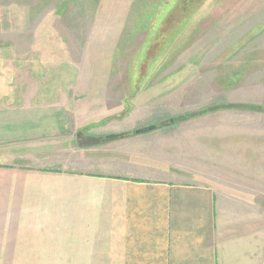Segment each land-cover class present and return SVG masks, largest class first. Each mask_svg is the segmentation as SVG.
Returning <instances> with one entry per match:
<instances>
[{
    "label": "rangeland",
    "instance_id": "obj_1",
    "mask_svg": "<svg viewBox=\"0 0 264 264\" xmlns=\"http://www.w3.org/2000/svg\"><path fill=\"white\" fill-rule=\"evenodd\" d=\"M181 1L0 0V47L35 53L36 36L45 68L24 75L12 58L0 106L34 93L66 108L73 142L49 150L54 168L210 185L240 238L229 247L264 248V0Z\"/></svg>",
    "mask_w": 264,
    "mask_h": 264
},
{
    "label": "crops",
    "instance_id": "obj_2",
    "mask_svg": "<svg viewBox=\"0 0 264 264\" xmlns=\"http://www.w3.org/2000/svg\"><path fill=\"white\" fill-rule=\"evenodd\" d=\"M38 39V53L16 55L6 40L0 77L18 60L27 63L24 75L44 71ZM257 86L263 93L264 83ZM35 100L33 93L21 105L0 106V264H264V248L229 247L240 238L225 225L210 185L54 168L49 150L58 140L73 142L71 120L66 108Z\"/></svg>",
    "mask_w": 264,
    "mask_h": 264
},
{
    "label": "trees",
    "instance_id": "obj_3",
    "mask_svg": "<svg viewBox=\"0 0 264 264\" xmlns=\"http://www.w3.org/2000/svg\"><path fill=\"white\" fill-rule=\"evenodd\" d=\"M195 5H196L195 4V1L190 0V2L184 3V0H182L181 3L178 4V7H176L174 9V11L180 10V11H178L179 13H184L190 7H193V6L196 7ZM263 110H264V107H263ZM94 125H96V124H94ZM91 127H93V126L92 125H89L88 127L84 128L80 132H78L77 135H78V140L79 141H81L83 137H86L87 136V133L90 131ZM124 135L125 134H123V135H120V134L119 135H110V136L106 137V140L104 142L97 141L96 143L98 145H100V144L105 143L106 141L123 139Z\"/></svg>",
    "mask_w": 264,
    "mask_h": 264
},
{
    "label": "water",
    "instance_id": "obj_4",
    "mask_svg": "<svg viewBox=\"0 0 264 264\" xmlns=\"http://www.w3.org/2000/svg\"><path fill=\"white\" fill-rule=\"evenodd\" d=\"M154 129H156V127H152L151 128V130H154ZM140 132H136L135 134H139ZM132 135H134V134H130V136H132ZM125 137H127V136H125ZM105 141V140H104Z\"/></svg>",
    "mask_w": 264,
    "mask_h": 264
}]
</instances>
